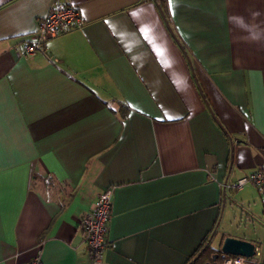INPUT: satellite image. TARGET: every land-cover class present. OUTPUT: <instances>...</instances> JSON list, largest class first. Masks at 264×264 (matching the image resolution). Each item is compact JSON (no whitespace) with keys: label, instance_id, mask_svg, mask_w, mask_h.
<instances>
[{"label":"crops","instance_id":"crops-1","mask_svg":"<svg viewBox=\"0 0 264 264\" xmlns=\"http://www.w3.org/2000/svg\"><path fill=\"white\" fill-rule=\"evenodd\" d=\"M55 3L81 26L24 57ZM256 170L264 0H0V264H93L82 219L107 189L101 264H186L225 237L264 264V194L228 187Z\"/></svg>","mask_w":264,"mask_h":264},{"label":"built area","instance_id":"built-area-1","mask_svg":"<svg viewBox=\"0 0 264 264\" xmlns=\"http://www.w3.org/2000/svg\"><path fill=\"white\" fill-rule=\"evenodd\" d=\"M82 24L79 10L71 5L55 3L48 11L46 17L40 19L37 28L30 40L21 44V52L24 57H30L42 50L44 42L56 36L67 28H78ZM251 184L259 188L264 194V172L253 171L239 178L228 187L236 190ZM112 190L101 192L95 201L92 210L82 219L85 233V243L91 256L93 264H101L104 251L107 247L106 235L110 221L112 206ZM30 264H43L39 254L31 260ZM221 264H256L254 257H232L229 256Z\"/></svg>","mask_w":264,"mask_h":264},{"label":"water","instance_id":"water-1","mask_svg":"<svg viewBox=\"0 0 264 264\" xmlns=\"http://www.w3.org/2000/svg\"><path fill=\"white\" fill-rule=\"evenodd\" d=\"M221 257L232 256V257H244L252 258L255 256V246L249 241H245L233 237H225L219 247ZM218 254L212 256V262H206L204 264H217L216 258Z\"/></svg>","mask_w":264,"mask_h":264},{"label":"trees","instance_id":"trees-1","mask_svg":"<svg viewBox=\"0 0 264 264\" xmlns=\"http://www.w3.org/2000/svg\"><path fill=\"white\" fill-rule=\"evenodd\" d=\"M25 42V41H24ZM218 254L216 258V263L221 264L223 260L229 256L220 257L221 252L218 249H213L210 246V239H205L202 244L199 246L198 250L194 255L189 259L186 264H204L206 262H212V256Z\"/></svg>","mask_w":264,"mask_h":264},{"label":"rangeland","instance_id":"rangeland-1","mask_svg":"<svg viewBox=\"0 0 264 264\" xmlns=\"http://www.w3.org/2000/svg\"><path fill=\"white\" fill-rule=\"evenodd\" d=\"M257 211H258V209H257ZM258 213H259V212H258ZM237 223H238V222H236V224H234V228H235V226L237 225ZM222 224H224V227L227 225V221H226V219L224 220V223H222ZM232 226H233V225H232ZM232 226H231L230 229L234 230ZM241 226H243V223L241 224ZM228 227H229V226H228ZM213 245H214V244H213Z\"/></svg>","mask_w":264,"mask_h":264},{"label":"snow or ice","instance_id":"snow-or-ice-1","mask_svg":"<svg viewBox=\"0 0 264 264\" xmlns=\"http://www.w3.org/2000/svg\"><path fill=\"white\" fill-rule=\"evenodd\" d=\"M174 0H169V5L171 6L173 4ZM168 119H173V117L169 116Z\"/></svg>","mask_w":264,"mask_h":264},{"label":"flooded vegetation","instance_id":"flooded-vegetation-1","mask_svg":"<svg viewBox=\"0 0 264 264\" xmlns=\"http://www.w3.org/2000/svg\"><path fill=\"white\" fill-rule=\"evenodd\" d=\"M219 256L221 257V254Z\"/></svg>","mask_w":264,"mask_h":264}]
</instances>
